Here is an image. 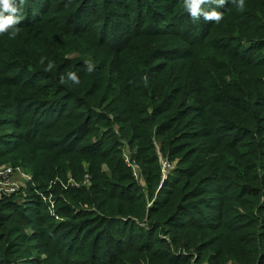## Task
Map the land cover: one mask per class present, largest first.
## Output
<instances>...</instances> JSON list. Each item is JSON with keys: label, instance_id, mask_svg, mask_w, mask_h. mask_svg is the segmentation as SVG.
<instances>
[{"label": "trees", "instance_id": "trees-1", "mask_svg": "<svg viewBox=\"0 0 264 264\" xmlns=\"http://www.w3.org/2000/svg\"><path fill=\"white\" fill-rule=\"evenodd\" d=\"M203 7L223 19L26 0L0 35V164L33 179L0 198V264H264V0Z\"/></svg>", "mask_w": 264, "mask_h": 264}, {"label": "clouds", "instance_id": "clouds-1", "mask_svg": "<svg viewBox=\"0 0 264 264\" xmlns=\"http://www.w3.org/2000/svg\"><path fill=\"white\" fill-rule=\"evenodd\" d=\"M26 0H0V35L9 34L10 39H15L19 33L22 21V10ZM232 4L238 11L243 12L245 9V0H183V6L190 14L193 21L199 20L201 17L208 22L219 23L223 19V13L217 11L216 8L211 10L203 7L205 4H213L219 8H223L226 4ZM44 59L41 58L40 64H44ZM85 67L88 73L95 71V65L89 60H85ZM55 67L54 61H48L45 72H51ZM68 81L74 84L80 83V78L74 71H69L66 74H61L59 77L60 84H66Z\"/></svg>", "mask_w": 264, "mask_h": 264}, {"label": "rangeland", "instance_id": "rangeland-1", "mask_svg": "<svg viewBox=\"0 0 264 264\" xmlns=\"http://www.w3.org/2000/svg\"><path fill=\"white\" fill-rule=\"evenodd\" d=\"M8 128V127H7ZM126 140L123 141V143H125ZM128 144V142H126ZM156 147L158 149L161 148L160 145V141L156 140ZM129 145V144H128ZM129 149L127 150V153H129ZM178 162V160H174V163H171L172 165L176 164ZM0 164L1 166L5 165V164H10L11 166H13L15 168V170L13 171V173L2 179L0 182V198H12L15 202H24V196L26 194V191H24L27 188V185L29 183V181H31L33 179V175L28 172L26 169H23L20 165H14L12 162L8 161V160H1ZM140 172V171H139ZM136 177V176H135ZM138 180L141 182L143 180L141 174H139ZM84 181L88 182V178L85 175ZM6 186L12 187V189H9L10 193H2V190H4V187L6 188ZM43 199H47L49 202V206L51 208V210L54 209V203H53V199H52V195H46L43 194ZM193 254V253H191ZM195 257V258H194ZM192 259V262H195L196 259V254ZM193 264H210L207 260H204L202 262H197V263H193ZM226 264H233L231 262V260H229ZM255 264V263H253Z\"/></svg>", "mask_w": 264, "mask_h": 264}, {"label": "built area", "instance_id": "built-area-1", "mask_svg": "<svg viewBox=\"0 0 264 264\" xmlns=\"http://www.w3.org/2000/svg\"><path fill=\"white\" fill-rule=\"evenodd\" d=\"M128 156H129V154L127 152H125V160L133 166L134 175L136 177H138L140 172H139V169L137 168V164L135 161L131 160L130 156L129 157ZM161 162H162L163 179H167L168 175L170 174L171 169L174 167V165H172L171 163L168 162V160H165L163 158H162ZM14 170H15V168L13 166H11L10 164H5L3 166H0V182L2 179L10 176ZM9 189H12V187H10V188H9V186H6V188L4 187V190H2V193H4V194L10 193Z\"/></svg>", "mask_w": 264, "mask_h": 264}]
</instances>
